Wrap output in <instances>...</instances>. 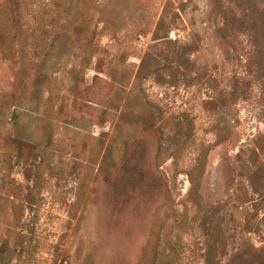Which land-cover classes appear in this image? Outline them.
<instances>
[{
	"label": "rangeland",
	"instance_id": "1",
	"mask_svg": "<svg viewBox=\"0 0 264 264\" xmlns=\"http://www.w3.org/2000/svg\"><path fill=\"white\" fill-rule=\"evenodd\" d=\"M0 264H264V0H0Z\"/></svg>",
	"mask_w": 264,
	"mask_h": 264
},
{
	"label": "trees",
	"instance_id": "2",
	"mask_svg": "<svg viewBox=\"0 0 264 264\" xmlns=\"http://www.w3.org/2000/svg\"><path fill=\"white\" fill-rule=\"evenodd\" d=\"M255 258H256V260H258V259H257V258H258V256H256Z\"/></svg>",
	"mask_w": 264,
	"mask_h": 264
}]
</instances>
